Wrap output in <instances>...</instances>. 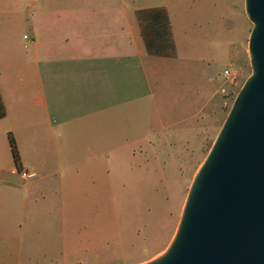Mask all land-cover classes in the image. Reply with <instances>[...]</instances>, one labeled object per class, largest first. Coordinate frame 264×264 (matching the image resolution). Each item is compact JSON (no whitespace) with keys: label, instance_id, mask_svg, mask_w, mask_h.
I'll list each match as a JSON object with an SVG mask.
<instances>
[{"label":"crops","instance_id":"crops-1","mask_svg":"<svg viewBox=\"0 0 264 264\" xmlns=\"http://www.w3.org/2000/svg\"><path fill=\"white\" fill-rule=\"evenodd\" d=\"M151 7L165 10L171 54L146 48L140 11ZM171 8L169 0H0V264H71L77 221L92 207L86 195L100 194V209L109 176L133 177L150 161L164 171L156 147L203 139L226 80L212 62L236 63L250 29L222 37L214 56L181 34ZM20 167L36 175L22 179Z\"/></svg>","mask_w":264,"mask_h":264},{"label":"rangeland","instance_id":"rangeland-1","mask_svg":"<svg viewBox=\"0 0 264 264\" xmlns=\"http://www.w3.org/2000/svg\"><path fill=\"white\" fill-rule=\"evenodd\" d=\"M162 1V0H149ZM172 20L183 35L189 32L192 39L216 56L215 43L222 37L236 38L250 29L243 0H169ZM190 29V30H189ZM249 33V32H248ZM245 35L239 52L242 57L227 65L225 58L212 62V72L223 82L220 89L219 115L205 124L203 139H193L191 145L176 143L156 147L165 160L148 162L133 177L116 175L107 178L106 191L102 192V207L94 205L100 194L90 192L86 197L92 207L85 210L86 222L77 221L76 252L71 264H140L159 255L171 239L177 225L183 201L196 168L205 156L231 102L246 75L250 72ZM214 49V50H213ZM234 72V77L222 72ZM223 69V70H224ZM210 126V127H209ZM202 140V141H201ZM201 142V143H200ZM173 159L166 161L167 153ZM176 155V156H175ZM132 183V184H131ZM77 195V201H79ZM78 219L82 210L76 209Z\"/></svg>","mask_w":264,"mask_h":264},{"label":"water","instance_id":"water-1","mask_svg":"<svg viewBox=\"0 0 264 264\" xmlns=\"http://www.w3.org/2000/svg\"><path fill=\"white\" fill-rule=\"evenodd\" d=\"M250 72L189 183L164 250L140 264H264V0H243Z\"/></svg>","mask_w":264,"mask_h":264},{"label":"trees","instance_id":"trees-1","mask_svg":"<svg viewBox=\"0 0 264 264\" xmlns=\"http://www.w3.org/2000/svg\"><path fill=\"white\" fill-rule=\"evenodd\" d=\"M140 19L141 31L147 50L157 54H171L174 50V44L163 7H151L141 10ZM8 140L13 159L17 161L18 153L10 134H8Z\"/></svg>","mask_w":264,"mask_h":264},{"label":"built area","instance_id":"built-area-1","mask_svg":"<svg viewBox=\"0 0 264 264\" xmlns=\"http://www.w3.org/2000/svg\"><path fill=\"white\" fill-rule=\"evenodd\" d=\"M25 37V35H23ZM223 73L225 74H229L231 78L234 77V72H230L228 73V70L227 69H224L223 70ZM15 172L18 173V175L22 178V179H30V178H33L36 173L35 171L31 170V169H27V168H16L14 169Z\"/></svg>","mask_w":264,"mask_h":264}]
</instances>
